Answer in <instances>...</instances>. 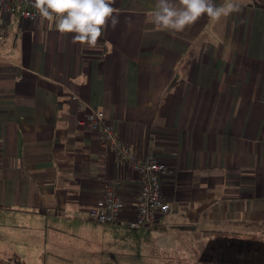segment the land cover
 I'll return each mask as SVG.
<instances>
[{"label": "crops", "instance_id": "obj_1", "mask_svg": "<svg viewBox=\"0 0 264 264\" xmlns=\"http://www.w3.org/2000/svg\"><path fill=\"white\" fill-rule=\"evenodd\" d=\"M262 3L241 0V11L173 35L151 22L155 0H116L119 23L95 50L39 15L1 14L0 264H28L8 249L23 234L75 250L70 264H98L89 248L98 241L73 231L92 223L88 209L108 182L122 218L133 213L137 173L76 125L86 106L105 113L136 155L152 152L174 169L161 178L164 224L98 223L151 245L131 259L120 254V263L203 264L210 241L264 236Z\"/></svg>", "mask_w": 264, "mask_h": 264}, {"label": "built area", "instance_id": "obj_2", "mask_svg": "<svg viewBox=\"0 0 264 264\" xmlns=\"http://www.w3.org/2000/svg\"><path fill=\"white\" fill-rule=\"evenodd\" d=\"M34 0H0V15L11 14L18 9L20 18L35 19L39 14L32 6ZM1 17V16H0ZM2 24L0 21V30ZM85 114L75 120L76 125L85 126L98 134L99 141L111 147L112 153L119 158L128 170L137 173L139 183L135 200H133V213L125 218L122 213V197L119 196L113 185L108 182L103 189L102 196L94 205L88 209V218L93 222L101 224H126L129 229L143 228L146 226L158 227L165 222V215L170 211V206L162 192L161 178L173 174L174 169L164 163L152 152H145L142 156L136 155L118 137L113 130L110 121L105 117V113L96 108L86 106Z\"/></svg>", "mask_w": 264, "mask_h": 264}, {"label": "clouds", "instance_id": "obj_3", "mask_svg": "<svg viewBox=\"0 0 264 264\" xmlns=\"http://www.w3.org/2000/svg\"><path fill=\"white\" fill-rule=\"evenodd\" d=\"M115 3L116 0H34L32 6L60 34H72L73 43L95 50L105 31L119 23ZM239 11L241 0H226L220 5L215 0H155L150 15L156 30L175 35L205 16L219 22Z\"/></svg>", "mask_w": 264, "mask_h": 264}, {"label": "rangeland", "instance_id": "obj_4", "mask_svg": "<svg viewBox=\"0 0 264 264\" xmlns=\"http://www.w3.org/2000/svg\"><path fill=\"white\" fill-rule=\"evenodd\" d=\"M86 221L89 223V225L85 224L80 228L77 229L75 228L73 234L77 235V238L81 237L82 239L83 234L85 233L86 235H88L89 240L98 241L99 245L97 247L88 246L93 251V253H96L95 255H98V257L97 256L95 258L93 257L96 261H98V264H128L127 261L126 262L122 261V263L119 262L120 254L129 253V255L127 256L128 259H131L130 257L134 256L136 253H138V251L141 252V254H144L142 253V251H146L149 253V250L151 249V245L149 244V242L146 241L147 240L153 241L154 239L157 238V236H153L152 234L144 237L143 242H146L144 243V245H147V247L142 248L140 247L139 244L137 245L138 241L141 240L139 236L136 235L130 236L124 231L117 232L109 228L110 226H101L100 224H98V222H93V221L91 223L87 219ZM103 230H107V232ZM36 231L37 230L35 231L32 230L29 231V233L32 232L35 233ZM37 232H39V234L40 233L46 234V232H40L39 230ZM22 236L24 237H21L19 240H17V238H14V236H11V238L15 240V241L11 240L12 243L15 244V246H11V247L9 246L8 249L20 251L19 253L22 255V257L25 259V261L28 264H51L48 261L51 255H55L57 257L59 263L56 264H70L68 262V259L72 255L73 251L76 252L75 250L73 251L66 250L65 248H63V246L59 248L53 247L48 243V241L44 243L42 241H39V239L35 237L34 238L29 236L26 237V235L24 234ZM230 241L231 242L229 244L224 243V246L227 248L228 254L234 255V257L235 255H240L247 258L249 255L259 256L260 254H264V236H261L260 234H258V237L257 236L255 237L246 236L243 238L238 237ZM210 242L215 243L214 241H210ZM216 244L218 247L221 248V246L218 245L220 243H216ZM101 248L102 251L105 252L101 253L100 252ZM80 249L84 250V248H80ZM99 252L101 253V255L99 254ZM130 253L131 254L135 253V254L130 255ZM135 258L137 259V257ZM82 260L79 259V261H81L79 264H84V261Z\"/></svg>", "mask_w": 264, "mask_h": 264}, {"label": "trees", "instance_id": "obj_5", "mask_svg": "<svg viewBox=\"0 0 264 264\" xmlns=\"http://www.w3.org/2000/svg\"><path fill=\"white\" fill-rule=\"evenodd\" d=\"M262 2H264V0H262ZM261 5L264 6V3H262ZM214 242L215 243L210 242L208 248H205V254L208 255V257L209 256L210 257L208 260H205L203 264H264V254H260L259 256L252 255L251 258L250 257L246 258L240 255H235L234 257V255L228 254V250L224 246L223 242H219L217 240ZM216 243H220L218 245H220L221 248L218 247Z\"/></svg>", "mask_w": 264, "mask_h": 264}]
</instances>
